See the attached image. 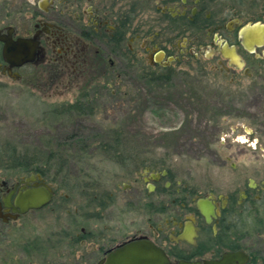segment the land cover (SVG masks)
Instances as JSON below:
<instances>
[{"label": "flooded vegetation", "instance_id": "flooded-vegetation-1", "mask_svg": "<svg viewBox=\"0 0 264 264\" xmlns=\"http://www.w3.org/2000/svg\"><path fill=\"white\" fill-rule=\"evenodd\" d=\"M21 40L26 41L22 51L33 58L22 64L6 57V50L14 53ZM203 55L232 78L236 111L230 131L237 145L231 152V145L222 144L226 152H218L213 161L231 176L220 181L210 176L199 185L177 181L170 167L147 170V192L157 195L153 224L145 230L139 221L132 222L130 232L97 222L110 221L113 203L122 198V213L133 208L143 219L145 193L137 180L125 185L124 197L111 191L104 200L100 190L85 189L79 195L89 200L75 207L72 234L76 250L84 247L85 255L89 253L82 256L84 263L107 264L117 250L148 241L165 252L170 264H206L225 257H233L231 264H264V0L0 2V77L38 82L48 68H58L53 67L57 63L59 82L74 89L77 105L93 113L97 105L107 109L128 102L131 73H136L139 92L153 97L149 94L183 82L187 73L175 66L184 63L191 69L193 57ZM75 63L85 69H78L76 76L70 67ZM96 148L132 150L111 141ZM27 178L0 185L4 223L14 221L4 200ZM27 185L34 187L33 182Z\"/></svg>", "mask_w": 264, "mask_h": 264}, {"label": "rangeland", "instance_id": "rangeland-1", "mask_svg": "<svg viewBox=\"0 0 264 264\" xmlns=\"http://www.w3.org/2000/svg\"><path fill=\"white\" fill-rule=\"evenodd\" d=\"M192 62L191 69L184 63L175 66L186 71L183 82L149 94L153 97L139 92L136 73H131L128 102L107 109L97 105L95 113L86 112L85 106L83 115L76 112L71 116L67 111L79 104L74 99L77 93L59 82L57 63L53 67L58 68H48L38 82L0 77V144L62 151L71 168L68 179L59 178L55 183L47 180L55 190L50 205L10 223L0 219V264H94L84 263L82 256L89 253L85 255L84 247L76 250L72 237L77 223L75 207L89 200L79 195L85 189L92 193L100 190L104 200L111 191L124 197L125 185L137 180L145 193L143 219L133 208L122 213L126 205L122 198L113 203L110 221L103 218L97 222L130 232L134 231L132 222L139 221L145 230L153 224L151 208L157 195L147 192L143 180L147 170L150 173L170 167L177 181L199 185L210 176L216 181L231 176L227 168H219L213 161L218 152H226L222 144L231 145V152L237 145L230 131L234 124L231 115L236 111L232 78L221 74L216 62L205 55L193 57ZM76 64L70 66L75 76L78 69L85 70ZM73 134L75 138L70 139ZM108 141L131 146L132 150H97V145ZM122 156L129 160L119 161L117 157ZM137 168L138 173H133ZM27 176L31 175L20 169L0 168V185Z\"/></svg>", "mask_w": 264, "mask_h": 264}, {"label": "water", "instance_id": "water-1", "mask_svg": "<svg viewBox=\"0 0 264 264\" xmlns=\"http://www.w3.org/2000/svg\"><path fill=\"white\" fill-rule=\"evenodd\" d=\"M26 41L21 40L16 43L12 54L8 49L6 50V57L16 60H21L20 64L30 62L33 58L24 54ZM12 56V57H11ZM33 182L34 187H29L27 184ZM25 184L16 193L12 191L10 195L4 200L5 207L12 210V213L8 217L13 220H17L19 217L30 213L31 211L41 210L46 206L50 205L55 197L54 188L48 184L41 174L32 175L23 181ZM15 198L12 200L13 195ZM0 210L2 207L0 206ZM1 214V211H0ZM8 217H3L5 222H8ZM238 258V256H235ZM233 257H225L220 262H209L206 264H231L230 260ZM107 264H170V260L165 252L153 243L148 241H140L130 243L127 246L112 253L109 257ZM180 264H201V263H187L182 262Z\"/></svg>", "mask_w": 264, "mask_h": 264}, {"label": "trees", "instance_id": "trees-1", "mask_svg": "<svg viewBox=\"0 0 264 264\" xmlns=\"http://www.w3.org/2000/svg\"><path fill=\"white\" fill-rule=\"evenodd\" d=\"M82 108L86 111L83 105L80 107L74 105L72 108H69L70 110L66 111L69 116L76 114V112L83 115L85 112ZM72 138H75L74 134L70 139ZM43 140L44 138H41V147H44ZM2 144H0V168L20 169L22 172L30 175L41 174L46 181L48 180L53 183L58 182L59 178L67 177L68 179L71 176L69 173L71 169L69 160L67 155L63 156L62 151H52L48 145L45 147L50 150L45 152L44 148L42 149L39 146L22 148L10 142ZM117 158L119 160H129L126 156Z\"/></svg>", "mask_w": 264, "mask_h": 264}]
</instances>
